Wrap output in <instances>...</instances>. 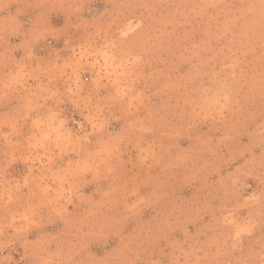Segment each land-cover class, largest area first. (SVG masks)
<instances>
[{
    "label": "clouds",
    "instance_id": "9594fccd",
    "mask_svg": "<svg viewBox=\"0 0 264 264\" xmlns=\"http://www.w3.org/2000/svg\"><path fill=\"white\" fill-rule=\"evenodd\" d=\"M0 264H264V0H0Z\"/></svg>",
    "mask_w": 264,
    "mask_h": 264
}]
</instances>
